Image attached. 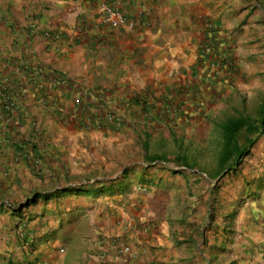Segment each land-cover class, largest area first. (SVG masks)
Listing matches in <instances>:
<instances>
[{"label": "crops", "instance_id": "obj_1", "mask_svg": "<svg viewBox=\"0 0 264 264\" xmlns=\"http://www.w3.org/2000/svg\"><path fill=\"white\" fill-rule=\"evenodd\" d=\"M253 1L0 0V264H264V2ZM104 4L140 25L104 24ZM207 117L223 119L222 150L226 122L255 127L226 201L225 179L120 170L138 152L126 132L195 131Z\"/></svg>", "mask_w": 264, "mask_h": 264}, {"label": "rangeland", "instance_id": "obj_2", "mask_svg": "<svg viewBox=\"0 0 264 264\" xmlns=\"http://www.w3.org/2000/svg\"><path fill=\"white\" fill-rule=\"evenodd\" d=\"M253 2L256 9L258 5L263 4L262 2H264V0H254ZM262 6H264V4ZM166 112L175 114L171 109H166ZM232 113L242 114V111H235ZM243 114L251 116L252 123L255 125L257 124V119L260 118L258 112L254 109L248 110L245 108ZM222 120L223 119L207 117L206 126L203 127L201 126L202 124H197L195 131H188L184 127H160L156 124L149 127H136L132 129L131 133L126 132L123 135L126 141L131 140L128 144L131 145L133 151L135 149L138 150L136 153L137 156L134 159L127 160L126 164L129 165H126L124 170L122 166L120 170L124 173L133 168L140 167L142 162H147L150 165L153 164L152 167H160L162 165L164 167L173 166L175 169L187 174L190 179L195 178L197 174H204L207 178V182L212 184L216 183V185L224 182L225 179L227 184L222 187L221 199L226 201V199L230 197V194H232L233 188L239 191V186H231L232 173L229 169L221 172L219 155L222 151V138L219 132L220 124L223 122ZM131 135H133V137ZM134 137L137 139L136 142H134ZM248 137H252V135L244 131V129L238 134L237 138L239 144L243 148L247 147ZM103 151L105 152L106 150L103 149ZM146 154L159 156L160 159L153 158L144 161ZM244 163L245 156L238 166L235 165L234 159L229 162V165L236 169L234 170L235 172L239 170V165H244ZM116 172L118 173L117 170H115V173ZM123 173L118 175L119 178L124 175ZM223 173L224 175H222ZM109 177L113 176L109 175ZM238 196V202H242L239 193ZM219 204V213L223 209H229L228 206L224 207L225 205L222 201ZM214 211H217V208Z\"/></svg>", "mask_w": 264, "mask_h": 264}, {"label": "trees", "instance_id": "obj_3", "mask_svg": "<svg viewBox=\"0 0 264 264\" xmlns=\"http://www.w3.org/2000/svg\"><path fill=\"white\" fill-rule=\"evenodd\" d=\"M261 115V125L264 126V110L261 111ZM245 128H247L250 132L255 130V127L251 124V122L244 118L233 119L223 125L225 143L223 145L219 162L221 172L227 169L231 170L233 168L229 165V162L233 157H235V165H238L247 153V148H243L237 142L238 134ZM252 142L253 141H250L249 144H252Z\"/></svg>", "mask_w": 264, "mask_h": 264}, {"label": "built area", "instance_id": "obj_4", "mask_svg": "<svg viewBox=\"0 0 264 264\" xmlns=\"http://www.w3.org/2000/svg\"><path fill=\"white\" fill-rule=\"evenodd\" d=\"M102 22L113 29L126 28L133 31L140 25L141 17L129 20L128 17L117 7L111 6L110 4H104ZM124 251L129 252L130 249L127 247Z\"/></svg>", "mask_w": 264, "mask_h": 264}]
</instances>
